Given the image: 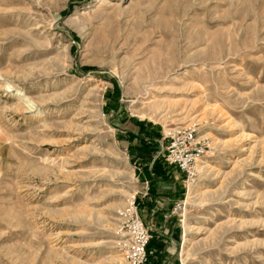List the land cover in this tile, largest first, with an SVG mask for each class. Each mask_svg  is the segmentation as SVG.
Here are the masks:
<instances>
[{
    "label": "rangeland",
    "instance_id": "obj_1",
    "mask_svg": "<svg viewBox=\"0 0 264 264\" xmlns=\"http://www.w3.org/2000/svg\"><path fill=\"white\" fill-rule=\"evenodd\" d=\"M132 196L145 264H264V0H0V264H124Z\"/></svg>",
    "mask_w": 264,
    "mask_h": 264
},
{
    "label": "built area",
    "instance_id": "obj_2",
    "mask_svg": "<svg viewBox=\"0 0 264 264\" xmlns=\"http://www.w3.org/2000/svg\"><path fill=\"white\" fill-rule=\"evenodd\" d=\"M205 143L199 140L194 129L171 130L165 136L164 158L184 177L194 175L195 165L206 154ZM123 239L118 241V250L124 264H145L146 250L151 239V230L139 214L135 196L127 202L121 213Z\"/></svg>",
    "mask_w": 264,
    "mask_h": 264
},
{
    "label": "crops",
    "instance_id": "obj_3",
    "mask_svg": "<svg viewBox=\"0 0 264 264\" xmlns=\"http://www.w3.org/2000/svg\"><path fill=\"white\" fill-rule=\"evenodd\" d=\"M166 168H169L170 170H175L177 171L179 174H181L182 176H184L183 173L179 172L174 166H169L167 163H166ZM140 214V213H139ZM141 217V216H140ZM143 220V219H142Z\"/></svg>",
    "mask_w": 264,
    "mask_h": 264
},
{
    "label": "trees",
    "instance_id": "obj_4",
    "mask_svg": "<svg viewBox=\"0 0 264 264\" xmlns=\"http://www.w3.org/2000/svg\"><path fill=\"white\" fill-rule=\"evenodd\" d=\"M150 240H151V239H150ZM149 245H150V241H149V243H148L147 250H146L147 258H148V249H149Z\"/></svg>",
    "mask_w": 264,
    "mask_h": 264
},
{
    "label": "bare ground",
    "instance_id": "obj_5",
    "mask_svg": "<svg viewBox=\"0 0 264 264\" xmlns=\"http://www.w3.org/2000/svg\"><path fill=\"white\" fill-rule=\"evenodd\" d=\"M21 100L24 101L25 99L22 98ZM26 102H27V101H26ZM196 164H197V163H196ZM195 167H196V165H195ZM194 169H195V168H194Z\"/></svg>",
    "mask_w": 264,
    "mask_h": 264
}]
</instances>
